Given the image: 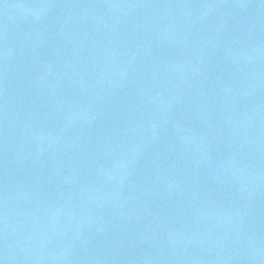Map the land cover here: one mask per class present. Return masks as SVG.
<instances>
[{"label": "water", "instance_id": "water-1", "mask_svg": "<svg viewBox=\"0 0 264 264\" xmlns=\"http://www.w3.org/2000/svg\"><path fill=\"white\" fill-rule=\"evenodd\" d=\"M0 264H264V0H0Z\"/></svg>", "mask_w": 264, "mask_h": 264}]
</instances>
